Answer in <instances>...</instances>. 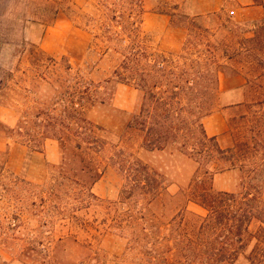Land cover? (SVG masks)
<instances>
[{"label": "rangeland", "instance_id": "rangeland-1", "mask_svg": "<svg viewBox=\"0 0 264 264\" xmlns=\"http://www.w3.org/2000/svg\"><path fill=\"white\" fill-rule=\"evenodd\" d=\"M170 13L199 16L218 40L228 36L227 26L237 49L235 37L253 29L264 9L252 0H0V264H166L141 251H165L171 245L161 238L181 231H161L156 242L154 231L146 237L135 220L124 219L120 197L127 182L118 161L132 155L163 175L168 193L148 209L165 226L185 203L169 195L188 187L198 164L171 149L149 151L145 134L127 129L143 93L120 83L115 71L127 52L119 41L126 47L133 36L124 30L131 23L142 31L137 49L181 53L186 33L172 27ZM185 21L177 18L175 25ZM249 91L221 93L215 113L237 99L248 102ZM93 97L104 103L92 105ZM244 111L228 114V129L229 118ZM79 119L97 127L98 143L63 150L56 136L78 141L72 128ZM219 143L229 146L230 135ZM213 188L238 193L250 185L233 169L215 175ZM189 210L204 214L193 203Z\"/></svg>", "mask_w": 264, "mask_h": 264}, {"label": "trees", "instance_id": "trees-1", "mask_svg": "<svg viewBox=\"0 0 264 264\" xmlns=\"http://www.w3.org/2000/svg\"><path fill=\"white\" fill-rule=\"evenodd\" d=\"M252 1L253 7L264 9V0ZM170 17L172 27L186 33L181 53H149L148 46L137 49L142 31L131 23L124 29L133 35L128 45L123 47L119 41V46L127 52L122 54L115 76L120 83L143 93L140 109L127 123V129L145 134L147 150L171 149L193 159L198 168L180 195H169L185 203L165 226L157 216L149 215L148 209L152 202L168 193L163 175L132 155L122 157L118 161L119 170L127 182L120 197L123 217L131 224L135 220V227L146 237L149 234L145 231H154L156 242L161 238V231H181L161 238L171 245L167 250L141 251L154 262L264 264V16L245 35L235 37L241 44L237 49L230 39L233 31L225 25L223 29L228 36L218 40L217 33L206 27L199 16L170 13ZM177 18H184V25H175ZM236 64H241L243 69H236ZM221 74L242 76L244 88H251V100L223 107L245 108L244 112L229 118L227 134L231 144L227 147L220 145L218 137H210L204 126V120L218 109ZM98 101L104 103V98L93 97L92 105ZM96 128L86 119H79L72 128L78 141L56 138L63 150L72 143L76 149L91 150L98 143ZM233 169L246 174L250 188L238 193L214 190L215 175ZM99 173L97 169L94 183ZM191 203L201 207L204 214L190 211ZM117 227L125 228L120 223Z\"/></svg>", "mask_w": 264, "mask_h": 264}, {"label": "crops", "instance_id": "crops-1", "mask_svg": "<svg viewBox=\"0 0 264 264\" xmlns=\"http://www.w3.org/2000/svg\"><path fill=\"white\" fill-rule=\"evenodd\" d=\"M245 80L241 76L223 77L220 80L222 96H238L244 90ZM243 99L227 103V105H238L244 103ZM235 108H226L220 112L214 113L204 120V126L207 134L210 137L216 136L220 138L228 131V114L235 110ZM48 158L50 162L56 163L57 158L54 152L48 150Z\"/></svg>", "mask_w": 264, "mask_h": 264}]
</instances>
